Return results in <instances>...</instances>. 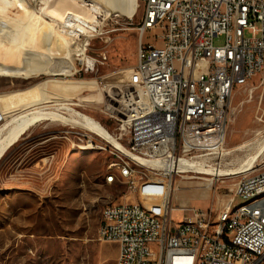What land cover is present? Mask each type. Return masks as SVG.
Here are the masks:
<instances>
[{
	"label": "built area",
	"instance_id": "built-area-1",
	"mask_svg": "<svg viewBox=\"0 0 264 264\" xmlns=\"http://www.w3.org/2000/svg\"><path fill=\"white\" fill-rule=\"evenodd\" d=\"M140 4L138 88L112 98L116 107L110 116L117 121V133L89 118L145 160L174 162L219 151L233 115L235 89L264 69V0ZM147 32L154 33L153 40H145ZM218 37L222 44H215ZM5 116L0 107V123ZM61 135L70 143L103 145L116 159L117 179L131 190L140 192L150 183L140 184L133 165L144 164L125 156L95 129L75 126ZM160 174L171 185L161 192L159 205L137 208L136 201H126L102 210L98 239L118 244L116 264H264V203L254 211L230 213L236 197L264 189V169L242 173L216 216L210 210L174 206L173 176L178 173ZM111 180L116 179H106ZM175 211L182 213L180 221L173 219Z\"/></svg>",
	"mask_w": 264,
	"mask_h": 264
},
{
	"label": "rangeland",
	"instance_id": "rangeland-1",
	"mask_svg": "<svg viewBox=\"0 0 264 264\" xmlns=\"http://www.w3.org/2000/svg\"><path fill=\"white\" fill-rule=\"evenodd\" d=\"M0 11V18L7 11L18 15L17 10L2 6ZM142 13L141 4L132 17L96 13L101 26L87 50L94 66L77 60L51 76L23 68L0 75V107L6 115L0 125L15 113L65 103L117 133V121L110 116L116 105L111 101L123 90L138 88L137 26ZM153 38V32L145 34V40ZM223 42V37L215 38V44ZM6 65L0 61V68L6 70ZM231 111L224 147L189 161L218 171L236 169L256 156L257 166L249 173L264 169V69L235 89ZM59 112L74 114L66 109ZM75 126L82 127L60 119L36 122L0 158V264H116L118 244L98 239L103 208L126 201L157 206L161 192L169 189L167 176L160 174L162 166L151 169L135 163L140 184L150 182L140 192L117 177L107 183V176H117L112 165L116 159L108 151L81 149L80 142L70 143L61 135ZM246 142L251 149L233 150ZM145 174L148 177L141 178ZM241 175L178 173L173 176L174 206L210 210L216 216L233 196ZM245 202L238 196L233 208ZM173 219L180 221L182 213L175 211Z\"/></svg>",
	"mask_w": 264,
	"mask_h": 264
},
{
	"label": "bare ground",
	"instance_id": "bare-ground-1",
	"mask_svg": "<svg viewBox=\"0 0 264 264\" xmlns=\"http://www.w3.org/2000/svg\"><path fill=\"white\" fill-rule=\"evenodd\" d=\"M73 1L74 3L71 0H0V6L3 8L14 9L18 12L16 16L10 15L8 11L1 13L0 61L6 62L7 68L6 70L0 68V75H9L6 71H11V75H13L17 68H23L28 72L33 71L51 76L53 71L66 70V68L73 66L77 60L94 66L95 60L87 54V50L90 46V40L98 36V33L95 32H99L98 27L101 26L96 13L104 10L109 15L132 17L136 15L140 7V0ZM81 6H90L91 9L86 11ZM119 91L115 94H119ZM140 98H143L142 94ZM57 105L55 107L53 105L33 107L15 113L4 121L0 125V158L36 122L60 119L84 128L95 129L125 156L151 169L162 166L161 168L166 173L174 170L177 173L193 171L197 174L207 173L223 176L249 172L257 166L254 165L256 156L247 159L236 169H220L218 171L205 169L202 165L193 163L184 157L179 160L176 159L174 162L164 159L145 160L132 154L124 144L104 132L100 127L94 126L96 124L85 114L65 103ZM62 109L69 110L74 114L69 117V114L67 116L59 112ZM251 145L249 142L241 143L235 146L233 150L242 151L252 147ZM77 146L84 150H103V145L98 144L80 143ZM112 165L116 166V162ZM116 177V174H111L106 179H116ZM211 180L210 178L209 181ZM113 181L111 180V182ZM259 203H264V189L246 197V202L236 208L231 205L230 213H240L241 210L254 211L258 208ZM136 205L137 208H145L140 202H136Z\"/></svg>",
	"mask_w": 264,
	"mask_h": 264
},
{
	"label": "crops",
	"instance_id": "crops-1",
	"mask_svg": "<svg viewBox=\"0 0 264 264\" xmlns=\"http://www.w3.org/2000/svg\"><path fill=\"white\" fill-rule=\"evenodd\" d=\"M1 109H2V108H1ZM10 149H11V148H10ZM8 151H9V150H8ZM8 151H7V152H8ZM4 156H5V155H4Z\"/></svg>",
	"mask_w": 264,
	"mask_h": 264
}]
</instances>
